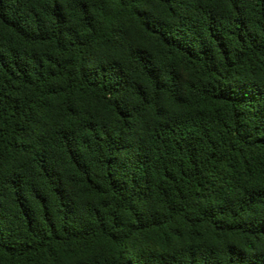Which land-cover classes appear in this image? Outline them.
Returning a JSON list of instances; mask_svg holds the SVG:
<instances>
[{
  "label": "trees",
  "instance_id": "trees-1",
  "mask_svg": "<svg viewBox=\"0 0 264 264\" xmlns=\"http://www.w3.org/2000/svg\"><path fill=\"white\" fill-rule=\"evenodd\" d=\"M0 264H264V0H0Z\"/></svg>",
  "mask_w": 264,
  "mask_h": 264
}]
</instances>
